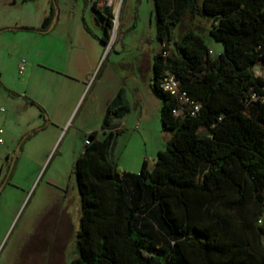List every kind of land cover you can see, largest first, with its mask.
Instances as JSON below:
<instances>
[{"label": "trees", "instance_id": "1", "mask_svg": "<svg viewBox=\"0 0 264 264\" xmlns=\"http://www.w3.org/2000/svg\"><path fill=\"white\" fill-rule=\"evenodd\" d=\"M56 6L51 0L41 30ZM155 7L165 48L151 87L171 139L153 168L145 160L139 173L122 171L113 151L131 104L120 91L104 137L90 133L76 161L82 216L70 264H264V102L252 98L264 88L254 73L264 60V0H155ZM93 10L102 14L97 4ZM188 15L211 21V36L225 46L218 58L195 30L175 39ZM106 21L108 44L113 22ZM167 72L201 104L196 117L173 116L176 100L161 88ZM250 203L253 215L244 211Z\"/></svg>", "mask_w": 264, "mask_h": 264}, {"label": "rangeland", "instance_id": "2", "mask_svg": "<svg viewBox=\"0 0 264 264\" xmlns=\"http://www.w3.org/2000/svg\"><path fill=\"white\" fill-rule=\"evenodd\" d=\"M68 1L69 10L71 13L76 12L78 16L74 28L75 46L105 47L99 66L102 74H112L121 79L132 78L141 83L145 107L143 118L140 119V109L134 105L132 112L123 121V130L113 151V157L122 171L139 173L144 160L152 164L153 159L157 158L158 150L165 148L170 136V133L164 130L162 122L163 100L150 87L154 55L160 54L165 48V44L158 39L159 21L155 0H116L108 12L106 11L107 15L111 14L113 17L108 44H103L99 40L104 32L98 26L96 15L91 16L94 11L88 4L92 0ZM37 3L38 1H32L21 10L2 8L0 20L10 13L32 16L37 11ZM61 3L63 0H57L60 15ZM116 7H118L117 12H113ZM83 12L91 14L87 16L86 22L92 33H87L84 29ZM211 26L209 19L188 15L176 29L175 39L180 40L186 32L195 30L206 41L212 57L218 58L224 53L225 46L211 36ZM58 31L59 28L55 27L46 35L48 42L45 46L61 47L56 41ZM11 35L10 32L0 34V75H4L0 77V130L5 132L1 137L6 142L0 147V176H7L9 179L12 172L8 185L0 195V264H70L78 254L77 233L80 230L82 216V198L76 175V161L89 136L88 133L81 132L77 124L87 109H91L95 116H98L100 106L96 102L95 92L91 89V82L67 124L62 123L49 130H45L46 127H35L24 133L27 137L35 131L29 140L22 139L15 143L16 136L23 131L21 132L16 126L20 117L17 115L19 108L14 104L13 99L16 92L20 96H25L22 94L26 92L28 83L30 93L38 90L40 79L33 77L30 82L29 63L25 74L23 76L19 74V65L23 60L20 48L30 47L31 42L25 43L18 37L11 38ZM148 68L150 73L145 70ZM62 111L63 116L68 117V108ZM45 115L49 117V113L45 112ZM38 119L36 118V122ZM7 147L12 151L11 159L5 154ZM14 162L15 166L12 170ZM66 193L72 200L71 222L68 234H64L59 243L60 253L48 256L42 249L36 254H23L30 236L45 235L43 225L51 219L49 209ZM244 211L253 215L256 209L253 203H250ZM233 216L240 218L237 212H234ZM254 217L252 216L256 224Z\"/></svg>", "mask_w": 264, "mask_h": 264}, {"label": "crops", "instance_id": "3", "mask_svg": "<svg viewBox=\"0 0 264 264\" xmlns=\"http://www.w3.org/2000/svg\"><path fill=\"white\" fill-rule=\"evenodd\" d=\"M32 1H38V5H36L37 11L35 14H32V16L25 14L13 15L10 13L4 15L0 20V34H8L10 32L12 34L11 38L18 37L25 43H27V41L31 42L30 47L20 48V55L23 60H26L27 64L29 63L28 65H30V82L35 77H39L40 79L38 90H33L32 93H30L28 83L26 92L22 94L25 95L24 97L18 95L17 92L15 94L13 102L19 108L17 115L20 117V120L16 126L21 129V132H23L22 134L16 136L14 142L18 143L22 141V139L25 137L24 133L35 127H46L45 130H49L56 125L62 123L67 124L70 116L75 111L83 95L85 94L89 83L91 82V89L97 96L96 102L100 106V112L98 113V116H95L91 109H87L80 119V122L77 124V127L81 132L90 134L97 131L99 132V138L104 137V117L106 115L108 106L114 101L121 90H125L127 94L128 100L131 104V112L133 106L136 105L140 109V119H142L145 107L141 83L133 80L132 78L121 79L117 76H112V74H102V69L99 70V66L104 56L105 47L75 46L76 36L74 28L77 25L78 19L76 18L78 16L76 12L71 13L69 10L70 5L68 0H63V3H61L62 13L60 15L59 22L56 25V29L59 28L56 41L61 47L45 46V44L48 42L46 35L50 32H40L45 31L41 30V27L43 26L47 16L50 14L51 0H0V9L7 8L9 10H13L17 8L21 10L25 9ZM88 6L90 7L89 4ZM88 15L91 14L83 12V25L87 33H92L86 22ZM94 15L96 14L93 13L91 16L94 17ZM97 22L98 26L104 32L103 36H101L99 40L105 44L103 41V38L105 37L104 26L101 20L98 18ZM24 27L33 28L36 30L21 29ZM9 28H20L21 30H7ZM157 55H154V59ZM149 69L150 68L145 70L150 73L151 71ZM152 74L153 67L150 77V87ZM0 77H4V75L1 74ZM66 107L68 108L69 112L68 117H64L62 113V110ZM45 112L49 113V120L45 115ZM129 114L119 121L120 132L123 130V121ZM32 116L33 118H31ZM35 117L39 118L38 122H36ZM33 133H35V131ZM33 133L27 136L29 137L27 140L31 138ZM170 139L171 135L168 136L166 144L170 141ZM85 148L86 144L84 148L80 150L78 157L85 151ZM160 151L161 150L159 149L158 153ZM5 154L8 156V159H11L12 151H10L8 147L5 150ZM156 162L157 158L153 159L152 164L149 162V166L153 168L156 165Z\"/></svg>", "mask_w": 264, "mask_h": 264}, {"label": "flooded vegetation", "instance_id": "4", "mask_svg": "<svg viewBox=\"0 0 264 264\" xmlns=\"http://www.w3.org/2000/svg\"><path fill=\"white\" fill-rule=\"evenodd\" d=\"M90 7L93 9V6L91 2L89 3ZM94 11V10H93ZM95 13V12H94ZM97 16L100 14L95 13ZM105 18L101 21L103 25L107 24L106 19H110V16L104 15ZM98 18V17H97ZM15 166V163H13ZM12 177V172L10 174ZM10 177V178H11ZM8 177H2L0 176V189L8 185V182L10 181L7 179ZM2 190V192H3ZM1 192V193H2ZM0 193V195H1ZM72 205V200L69 199L68 194L66 193L61 200H57L53 206L49 209V217H51L49 222H43L44 226V232L45 235L43 237L37 236V234H33L29 238V242L27 243L26 247L23 250V254L30 253V254H36L40 252V250L44 249L46 254L49 255H58L61 251V248L59 246V243L62 241V238L65 235L68 234V231L70 230V207ZM58 245V246H57Z\"/></svg>", "mask_w": 264, "mask_h": 264}, {"label": "built area", "instance_id": "5", "mask_svg": "<svg viewBox=\"0 0 264 264\" xmlns=\"http://www.w3.org/2000/svg\"><path fill=\"white\" fill-rule=\"evenodd\" d=\"M116 0H92L91 4L98 5V8L101 10L102 14L107 15L106 11L112 7ZM116 10H112L113 12H117ZM112 19V15L108 14ZM110 42V41H109ZM163 56H167V53L164 52ZM27 69V61L22 60L19 65L20 74L24 75ZM255 77L264 79V60H260L254 66ZM162 90L170 95L174 100H176V107L174 108L172 114L175 118H185V117H196L200 110L201 104L191 98L188 92L182 89L181 81L177 78V76L171 72H167L164 76L161 84ZM253 100H261L264 102V88L263 94L257 95L254 94L252 96ZM4 134L3 130H0V147L5 144V140L1 137ZM86 145L90 144V138L85 141ZM260 224H264V217L260 220Z\"/></svg>", "mask_w": 264, "mask_h": 264}, {"label": "water", "instance_id": "6", "mask_svg": "<svg viewBox=\"0 0 264 264\" xmlns=\"http://www.w3.org/2000/svg\"><path fill=\"white\" fill-rule=\"evenodd\" d=\"M98 19H100L101 21L103 20V16L102 15H98L97 16ZM59 18H60V9L58 6H56V15L53 19V22L50 26V28L48 30H45V31H40V32H43V33H47V32H51L57 25V23L59 22ZM7 30H14V31H17V30H21L20 28H9ZM15 163V162H14ZM14 165V164H13ZM3 188L0 189V193L2 192Z\"/></svg>", "mask_w": 264, "mask_h": 264}]
</instances>
